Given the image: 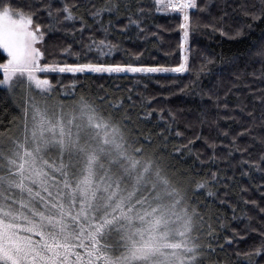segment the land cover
Returning <instances> with one entry per match:
<instances>
[{
	"label": "trees",
	"instance_id": "16d2710c",
	"mask_svg": "<svg viewBox=\"0 0 264 264\" xmlns=\"http://www.w3.org/2000/svg\"><path fill=\"white\" fill-rule=\"evenodd\" d=\"M3 2L13 9L27 11L29 5L40 9L33 16V22L40 25L38 32L44 33L43 40H39L43 65L131 63L176 67L182 62L183 31L180 24L183 14L169 8L157 11L159 5L154 0H132V12L137 7L145 9L144 15L139 17V28L129 24L130 13L124 7L123 0L119 16L105 13L102 24L97 23L85 10L82 0ZM92 2L100 6L104 0ZM44 3H51L53 9L68 5L72 7L76 19L65 21L63 12L50 18L48 10L43 7ZM241 4L257 12L261 7L260 0H197V8L189 9L191 29L188 39L189 70L186 72H41L43 79L50 81L47 82L49 88L47 91H33V97L27 100L31 104L28 108L16 103L0 88V152L7 151L10 162V154L14 151L15 168H22L19 161L20 156H24L23 149L34 146L35 141L41 138L34 135L42 122L39 111L43 107L39 101L45 94L49 95L55 101L53 108L62 101L65 109H70L77 118L95 128L109 130L110 135L113 133L119 148L126 151L125 160L133 163L131 170L146 165V174L150 176L147 179H154L155 186L161 189L158 193L160 197H167L191 211L196 233L202 236L199 238L201 245L198 246L201 247L197 257L199 264H204L203 261L214 264H249L256 261L264 264V252L259 257L255 255V251L264 246V212L258 210L264 208V188L259 187L264 184V173L240 163L249 157L259 161L260 149L257 146L248 153L233 152L231 167L226 158L231 134L242 131L240 125L246 123L239 111L233 109L238 101L259 107L258 97L260 90L264 89V60L254 55L264 46V22L253 21L243 14ZM81 16L89 26L83 33L80 31ZM136 18L133 16V19ZM109 21L113 26L105 33L103 26H108ZM213 27H222L225 34L213 31ZM106 36L118 46L111 55L102 56L95 48L91 51L86 49L89 37L100 40ZM5 60L6 54L0 48V64ZM1 73L0 70V76ZM63 88L68 89L69 93L61 99L60 91ZM209 89L220 97L219 107L209 101ZM225 102L227 109L224 108ZM77 109L83 110L82 114ZM149 112L151 115H146ZM202 114L203 123L198 119ZM170 115L175 116V123L171 122ZM232 116L236 117L237 122H233ZM165 128H168L164 133L167 143L160 135ZM176 131L183 133V136H176ZM222 132H228L230 136H222ZM196 136L203 139H196L188 150H183L188 140ZM42 142L41 139L35 146ZM211 143L216 144L215 154L219 159H212L213 150L207 147ZM238 144L250 147L251 140L241 138ZM178 147L182 149L181 154L176 153ZM47 160L44 167L46 181L62 195L60 185L63 182L59 180L64 175L61 170H56L60 162L54 156L47 157ZM151 165L156 166L159 177L152 176L155 173L151 171ZM242 170L249 172V175H242ZM211 172H219L221 180L216 182L209 177L208 186L198 191L202 179ZM129 173L126 171L128 180ZM7 174L11 179L7 186L10 187L12 182L14 186L18 177L12 179L10 170ZM225 176L230 179L223 180ZM68 177L67 185L62 184L66 185L62 200L70 203L75 198L76 179L71 174ZM15 188L18 189V185ZM209 190L215 195L209 197ZM21 196L22 193L8 196L7 203L16 207L17 201L23 198ZM250 201L256 204L245 203ZM56 213L48 214L47 218L61 227L59 234L77 252H87L93 247L89 239L90 228L100 221L106 222L103 216L95 220L86 210L73 214L69 209L61 208ZM105 225L97 232L100 233L98 243L103 253L112 251L116 255L121 247L117 246V241L110 240ZM203 232H206L204 237ZM203 249L208 252L204 259Z\"/></svg>",
	"mask_w": 264,
	"mask_h": 264
},
{
	"label": "rangeland",
	"instance_id": "374dc122",
	"mask_svg": "<svg viewBox=\"0 0 264 264\" xmlns=\"http://www.w3.org/2000/svg\"><path fill=\"white\" fill-rule=\"evenodd\" d=\"M164 2L179 9L181 0ZM35 46L41 50L39 40ZM185 48L188 41L185 44L182 37L181 63ZM2 51L6 54V50ZM9 59L6 54L5 62L0 65L7 64ZM39 63L44 66L41 59ZM59 66L64 65L36 73L41 79H29L27 73L17 72L7 83H0V88L16 103L28 108L31 104L27 100L33 97V91L49 88L40 73L59 71ZM0 70V81H3L5 69L0 67ZM68 93L69 90L63 88L61 99ZM54 102L46 94L40 98L42 122L34 135L41 138L34 146L23 149L20 170L15 168L14 151L10 162L7 151L0 152V264H199L197 257L201 247L198 246L202 236L196 233L191 211L167 197H160L161 189L155 186L154 179H147L150 176L146 174L145 164L132 171L133 163L125 160L126 151L119 148L113 133L110 135L109 130L95 128L77 118L70 109H65L62 101L54 109ZM81 111L78 110L80 114ZM41 139L43 142L35 146ZM53 156L60 162L56 170L64 175L59 181L67 185L69 174L76 179L75 198L70 203L62 200L66 185H60V195L53 184L46 181L44 167L47 157ZM8 170L12 179L18 177V182L14 186L12 182L10 187L7 186L11 180ZM126 171L130 172V180ZM151 171L155 173L153 177H159L156 166L151 165ZM20 193L23 198L17 201L16 207L7 203L8 196ZM61 208L73 214L86 210L95 220L105 217L106 222L100 221L90 228L93 247L87 252H77L59 234L61 227L47 218L48 214L57 215L56 211ZM104 225L110 240L117 241V246L121 247L116 255L112 251H101L97 232ZM205 234L203 232V237ZM207 255L203 249V259Z\"/></svg>",
	"mask_w": 264,
	"mask_h": 264
},
{
	"label": "snow or ice",
	"instance_id": "6c2138e0",
	"mask_svg": "<svg viewBox=\"0 0 264 264\" xmlns=\"http://www.w3.org/2000/svg\"><path fill=\"white\" fill-rule=\"evenodd\" d=\"M154 2L159 5L156 8L157 11L161 9L167 10L169 7L175 10L176 6L174 5H166L164 0H154ZM261 7L259 11H253L246 4H241L240 11L249 16L253 21L262 20L264 22V0H260ZM124 7L129 10L128 21L130 25H135L137 28L140 27V19L139 17L144 15L145 9L143 7H137L135 12H132V0H123ZM82 6L85 10L91 15L93 19L97 21V23L102 24V17L105 13L113 14L115 13L117 16L120 14L121 0H104V3L100 6H96L92 0H82ZM43 7L48 10V16L54 17V15H59L63 12L65 15L63 19L65 21L74 20L76 16L73 13L72 7L65 5L62 9H53L51 3H44ZM179 11L183 13V22L180 24V28L183 31V41L187 44V41L190 36V15L189 9L197 8V0H181V3L178 5ZM254 8V6H253ZM40 9L36 8L35 5H29L28 10L25 11L23 9H13L9 4H5L3 0H0V47L3 50H6L7 56L10 57L7 64L0 65L5 69V79L0 81V83H7L11 77L19 72L21 74L27 73V77L29 79H41L36 73L43 71L45 69L53 68L52 65L45 64L41 67L39 61L43 56L40 48L36 47V43L38 40H43L44 33L38 32L40 25L35 24L33 22V16L37 14ZM133 16L137 17L133 19ZM82 22V27L80 29L81 33L85 30V28H89V26L84 22L83 17H80ZM112 22L109 21L108 26H103V31L108 33L109 28L112 27ZM49 27H53L49 25ZM36 29V30H34ZM213 31H221V34H225L222 30V27H213ZM86 49L91 51L93 48L102 55L107 56L111 55L112 52L118 47L117 44L113 43L112 40L105 39L95 40L89 37V42L85 45ZM185 55L183 58V63L179 64L176 67H165L162 65L158 66H144V65H134L131 63L124 64H106V63H83V64H72V65H64L59 66L58 70L60 72H69V73H183L188 71V52L189 49L185 48ZM255 56L259 57L261 60H264V46H261L257 52L254 53ZM228 63V61H225ZM264 79V76H262ZM46 80V79H42ZM46 82H50L47 81ZM209 97V101L215 104L217 107L220 106V97L216 92H213L212 89H209L207 93ZM255 95V94H254ZM129 99H131L129 97ZM259 107H256L254 104L250 106L243 101H238L235 109L233 111L238 110L241 117L246 121V123L241 124L240 127L243 129L242 131L235 132L230 134L228 132H222L221 135L225 137L230 136V144L226 150V158L229 161V167H231L230 160L233 159V152H241L248 153L251 150H255L258 146L260 149V158L259 161H254L250 157L248 160L240 161L241 164L249 166L252 170L259 171L264 173V89L260 90V95L258 97ZM224 108L227 109L228 105L225 102ZM146 115H151V113H146ZM203 115L199 117L200 122L203 123ZM233 122H237L236 117H230ZM163 119V116H161ZM170 119L172 123H175V116L170 115ZM168 131V128L163 129L161 136H164V133ZM256 133L253 135V133ZM176 136H183V133L176 131ZM250 138L251 145L250 147H244L238 144V141L241 138ZM196 139H203V137L196 136L194 139H189L188 144L183 146V150H188V146L194 144ZM165 143H167V137L164 136ZM207 147L213 150V160L219 159V157L215 154V148L217 147L215 143L207 144ZM182 149L176 148V153L181 154ZM242 175H249V172L243 171ZM209 177L212 181L219 182L221 177L219 172H211L206 177L202 179L200 184L198 185V191L205 189L208 186ZM229 177H223V180H228ZM259 187L264 188V184L259 185ZM243 191H247V189H243ZM207 195L209 197L215 195L212 191H208ZM251 203L255 205V201L245 202ZM260 212H264V208L258 209ZM262 238H264V234H262ZM262 252H264V246L257 249L255 251L256 256H261ZM249 264H258L256 261H250Z\"/></svg>",
	"mask_w": 264,
	"mask_h": 264
},
{
	"label": "built area",
	"instance_id": "2783aa9c",
	"mask_svg": "<svg viewBox=\"0 0 264 264\" xmlns=\"http://www.w3.org/2000/svg\"><path fill=\"white\" fill-rule=\"evenodd\" d=\"M175 11L178 13L179 12V9L175 8Z\"/></svg>",
	"mask_w": 264,
	"mask_h": 264
}]
</instances>
